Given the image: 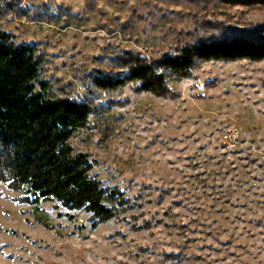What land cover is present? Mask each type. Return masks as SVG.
Masks as SVG:
<instances>
[{"label": "rangeland", "instance_id": "obj_1", "mask_svg": "<svg viewBox=\"0 0 264 264\" xmlns=\"http://www.w3.org/2000/svg\"><path fill=\"white\" fill-rule=\"evenodd\" d=\"M3 1L13 10L0 28L36 44L46 58L41 79L72 96L89 94L96 70H116V55L156 56L184 27L136 23L137 0H94L92 10L87 0ZM43 12L50 22L39 20ZM220 12L234 26L264 23V8ZM126 22L134 24L123 31ZM168 86L179 97L125 88L129 104L71 139L135 208L92 227L86 214L19 205L18 193L0 189V264H168L172 254L182 259L172 264H264V61L203 63Z\"/></svg>", "mask_w": 264, "mask_h": 264}, {"label": "trees", "instance_id": "obj_2", "mask_svg": "<svg viewBox=\"0 0 264 264\" xmlns=\"http://www.w3.org/2000/svg\"><path fill=\"white\" fill-rule=\"evenodd\" d=\"M236 6L260 9L264 0H137L131 17L136 23L176 19L184 27L165 52L149 57L123 51L113 58L116 70H96L87 89L92 98L57 93L41 79L46 58L38 46L18 42L0 28V189L18 193L12 201L19 205L54 202L67 213L86 214L92 227L133 210L136 203L118 187L105 186L93 174L90 156L75 152L71 139L94 118L129 104L121 97L127 87L152 95L163 88L162 97L175 99L179 94L169 88L170 80L192 79L203 63L264 61V23L241 27L218 20L221 10ZM95 7L87 0L86 10ZM10 10L13 6L0 0V18ZM37 16L46 22L52 18L47 12ZM130 24L121 29H132ZM172 259L182 260L172 254L167 263Z\"/></svg>", "mask_w": 264, "mask_h": 264}]
</instances>
